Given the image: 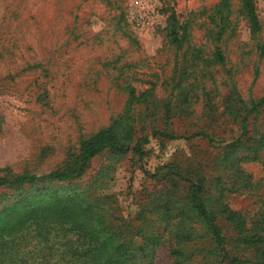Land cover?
I'll list each match as a JSON object with an SVG mask.
<instances>
[{
	"label": "rangeland",
	"instance_id": "rangeland-1",
	"mask_svg": "<svg viewBox=\"0 0 264 264\" xmlns=\"http://www.w3.org/2000/svg\"><path fill=\"white\" fill-rule=\"evenodd\" d=\"M252 3L257 26L244 0H0V180L75 169L81 142L109 126L123 145L75 179L0 186V224L13 208L90 190L116 225L157 218L168 202L180 203L173 214L187 213L193 184L172 172L200 170L197 183L207 167L205 194L215 199L211 169L230 150L259 151L240 168L260 191L227 200L255 215L264 198V108L245 133L242 122L264 97V0ZM137 14L149 24L137 25ZM153 264H172L168 243Z\"/></svg>",
	"mask_w": 264,
	"mask_h": 264
},
{
	"label": "trees",
	"instance_id": "trees-1",
	"mask_svg": "<svg viewBox=\"0 0 264 264\" xmlns=\"http://www.w3.org/2000/svg\"><path fill=\"white\" fill-rule=\"evenodd\" d=\"M222 4L223 1L219 6ZM221 7L218 14L223 23L227 15ZM244 10L257 26L252 0H244ZM172 36L176 40L181 37L178 31ZM218 57L223 61L220 50ZM262 108L264 97L251 104L242 122L244 133L249 116ZM115 132L109 126L83 140L75 169L56 170L43 176L25 174L13 180H0V186L32 184L45 178L80 177L95 157L123 146ZM160 136L175 139L173 134ZM136 152L141 157L145 155L139 147ZM258 153L230 150L220 158L218 168L211 169L217 172L215 199L205 194L212 179L207 167L203 166L197 183L195 177L200 170L190 178L172 172L173 179L193 184L187 213L173 214L180 203L168 202L165 208H159V212L167 210V213L158 214L157 218L147 217L153 213H143L131 220H120L116 225L106 218L96 190L51 198L42 207L24 204L13 208L0 224V264H153L158 249L165 243L169 244L172 264H264V198L253 216L232 209L227 201L232 193L260 191L250 175L240 168V164ZM227 179L234 181L227 186Z\"/></svg>",
	"mask_w": 264,
	"mask_h": 264
},
{
	"label": "built area",
	"instance_id": "built-area-1",
	"mask_svg": "<svg viewBox=\"0 0 264 264\" xmlns=\"http://www.w3.org/2000/svg\"><path fill=\"white\" fill-rule=\"evenodd\" d=\"M148 19L150 21V18L137 14V16L134 18V21L137 25L141 26V25H145L146 23L149 24V22L147 21Z\"/></svg>",
	"mask_w": 264,
	"mask_h": 264
}]
</instances>
